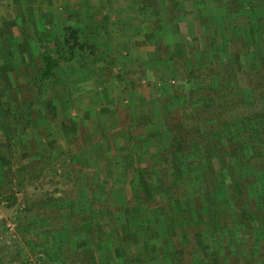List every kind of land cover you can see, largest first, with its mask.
I'll use <instances>...</instances> for the list:
<instances>
[{
  "label": "trees",
  "instance_id": "1",
  "mask_svg": "<svg viewBox=\"0 0 264 264\" xmlns=\"http://www.w3.org/2000/svg\"><path fill=\"white\" fill-rule=\"evenodd\" d=\"M187 1L192 7L205 2ZM255 1L214 0L224 10L221 18L225 20V26L221 33L212 31L214 34L211 37H216L214 40L224 49L225 62L221 69L205 64L199 70L206 75H215L218 86L204 83L189 85L186 90L182 88L175 94L178 103H170L174 107L168 105L167 114L163 116L165 121H160L164 127L159 131L168 132V137H162L164 140L156 143L155 134L151 137L148 132H143L132 142L121 144L115 140L114 149L104 146L106 164L98 169L99 173H105V181L99 183V173H95L96 180L85 182L80 196L72 198L64 193L52 196L57 211L55 217L49 214L47 220L39 219V213L34 211L35 203L26 201L20 215L31 217L30 224H35L29 228V232L30 229L36 230V223L55 226L56 223L69 222L70 227L66 228L70 240L67 244L68 253L72 252V256L69 260L65 258L68 255L61 256L62 260L57 257L59 264H264V247H260V240H264V206L261 207L257 200L261 199L257 194L264 197V185L260 183L264 181V153L261 143L252 137L256 133H264V53L258 56L260 50L264 52V19L251 17L255 14ZM246 10L253 13L250 18L246 16ZM240 16L248 18L246 21L250 27L239 29L242 28L237 26ZM158 20L162 26L166 23L161 17ZM205 21L201 20L200 26L209 28V17ZM12 36L8 28L0 25V61L8 54L6 45L16 42ZM37 39H43L50 47L38 51L36 58L31 53L29 58L22 53L18 55L22 60L31 62L36 59L40 62L37 73L28 75V79L16 83L17 87L14 88L7 70L0 67V94L4 89L14 95V125H19L32 99L35 105L39 99L46 103L57 99L53 92L54 82L62 65L73 60L96 64L102 54V46L78 25L65 24L59 38L54 36L51 40L38 35ZM193 39L198 41V35H193ZM103 44L104 49L110 47L108 42ZM248 56L249 63H246L245 57ZM97 66L92 65L90 69L95 70ZM194 70L184 74L189 84ZM40 90L43 98L38 97ZM216 97H221L222 101L216 102ZM52 108L56 109L57 104ZM178 109H181L180 113ZM5 110L7 108L0 102V122L4 121ZM9 110L12 111V108L9 107ZM30 113L27 112L28 115ZM151 123L159 122L147 118L143 123L145 129ZM24 150L22 155L28 156L29 150ZM115 150L126 152L123 160L119 159V153H113ZM70 151L77 159L80 155L91 154L79 155L73 149ZM17 153L15 149L0 147L2 184V178L16 164L14 158ZM130 154L138 164L133 163L131 158L125 162ZM111 155L116 157L115 163L110 162ZM43 168V165L36 166L29 161L17 167L20 173L16 181L13 176L5 181L15 186L16 190L27 189L38 176L41 177ZM254 169L261 176L255 179V182L260 181L259 191L251 189L252 185H249L251 179L248 177ZM105 182L117 197L130 191L127 192L129 199L104 207L102 199L105 197L102 195ZM98 188L101 193H97ZM15 192L7 198L16 199ZM242 192L249 193L246 200ZM51 199L44 202L42 212L55 210L48 206ZM37 208H40V204ZM208 210L211 216L207 215ZM254 218L263 223L254 226ZM5 222L2 220L0 225L7 230ZM17 222H20L19 218ZM208 222L212 230L206 229ZM193 229H196V234L192 232ZM82 230L85 231L86 240H81L83 237L79 233ZM120 235L134 241V247L113 245L112 238ZM225 237H228L227 241ZM46 238L42 239L45 240L42 245L56 255L52 239ZM207 241L216 246L206 245ZM135 245L138 248L135 249ZM234 246L237 249L234 250ZM130 249L136 250L138 255L131 254ZM221 249L223 252L218 254L217 250ZM117 251L120 260L114 261Z\"/></svg>",
  "mask_w": 264,
  "mask_h": 264
},
{
  "label": "rangeland",
  "instance_id": "2",
  "mask_svg": "<svg viewBox=\"0 0 264 264\" xmlns=\"http://www.w3.org/2000/svg\"><path fill=\"white\" fill-rule=\"evenodd\" d=\"M187 2V0H0V25L8 28L13 34L12 37L19 43L18 46L20 45L18 48H11L5 59L0 61L10 63L5 69L14 88L17 87L16 83L28 79V75L33 76L37 73L40 63L36 59L31 62L17 59L18 53L25 51L28 54H35L36 58L38 51L50 47L43 39L38 40V35L51 40L54 36L59 38L62 36L63 26L73 24L82 27L86 35L94 37L95 43L102 46L100 50L102 54L99 55L96 64L86 60L81 62L73 60L61 66L53 89L57 95L59 110L50 108L52 103L56 104L55 101L52 103L45 101L44 106L50 110L48 114L43 113V108L32 110L29 115L23 112L19 125L14 127L13 131H17V134L12 136L11 145L26 146L27 151L29 150L28 156H23L22 152L25 150L19 149L17 159L28 158L26 161H31L36 166L43 165L44 168L41 177L38 176L27 189L16 190L15 186L6 182L7 178L12 176L16 181L18 173L12 175L11 172L7 173L6 177L2 178L4 186L0 181V222L2 220L7 222L13 218L16 222L18 218L20 220L15 231L9 232V229L6 230L0 225V264H24L30 256L39 253L43 256H40L37 264H59L65 255H68L65 258L69 260L72 256V252L68 253L67 244L70 240L66 228L70 227L69 222L56 223L55 226L53 224L40 226L36 223V230L30 229L29 232V228L35 224H30L31 217L20 215L26 201L35 203L34 211L39 213V219L47 220L49 214L55 217L57 211L51 197L58 193L80 196L83 190L81 182L87 180L91 183L96 176L94 174L99 173L98 168L106 164L104 146L114 149L115 140L121 144L132 142L143 132H148L151 137L155 134L156 143L161 141L168 137V132L159 131L164 127L160 121H165L163 116L167 114V106L171 105L170 103H178L176 93L182 88L186 90L189 85L204 83L212 87L218 86L216 76L203 74L199 67L207 64L215 69H221L225 62L224 49L214 40L216 37H211L217 31L221 33L225 26V20L221 18L224 10L217 6L214 0H205L203 4H195L194 7ZM254 5L255 9L252 10L255 14L248 9L246 10L248 14L245 15L250 18L253 14L251 17L254 19L257 17L264 19V0H256ZM159 17L163 21L166 20L163 26L159 23ZM207 17L211 21L210 27L203 28L199 22L201 20L207 22ZM242 17H239L240 22L237 24L242 27L239 29L250 27L246 21L248 18ZM196 34L199 37L198 41L193 39V35ZM106 42L110 47L104 49L103 43ZM263 53L260 50L258 56H262ZM248 59L249 56L245 57L246 63H249ZM92 65L98 66L92 70L90 69ZM191 69L195 70L190 76L189 84L186 80L187 75L184 74ZM241 81L244 82L243 78ZM9 92L11 93L10 90ZM39 93L41 94V90ZM220 98L216 97V102L222 101ZM33 101L34 99L31 100V105ZM40 102L41 100L38 101L37 107L41 105ZM180 111L181 109H178V113ZM55 113L57 114L54 115ZM147 118H154L159 123H151L145 129L143 123ZM68 136L70 138H67ZM252 137L261 143V151L264 153L262 142L264 133H256ZM69 147L79 155L87 152L91 154L84 157L80 155L81 157L77 159L74 153H69L71 152L68 150ZM113 153H119V159L123 160V154L126 152L115 150ZM113 155L109 157L111 163H115L113 161L116 157ZM129 158L138 164L131 154L125 158V162H128ZM255 172L254 169L248 177L251 179L249 185H252L251 189L259 191L260 183L264 185V181L255 182V179L261 178ZM254 174L258 176H253ZM259 174L262 172L259 171ZM98 175L99 183H103L107 178L102 171ZM107 185L108 183L102 195L105 197L102 199L104 207L116 202H125L130 196L128 194L130 191H127L128 193L123 192L118 198ZM13 192L16 193V199H8L7 196ZM101 192L98 188L97 193ZM248 195V192H242L245 200ZM257 195L261 196V199L257 200L263 207L264 197L261 194ZM47 199H51L48 206L55 209L51 213L42 212L41 207ZM208 211L207 215L211 216V211ZM261 221L254 218L252 223L257 226L263 223ZM206 229L212 230L210 225ZM82 231L79 234L85 237V231ZM195 231L196 229H193L192 232ZM252 237L256 238L255 235ZM45 238L52 239L56 255L48 252L42 245L45 242L42 239ZM225 240L227 241L228 237H225ZM195 242L197 244V239ZM206 243L216 246L211 241ZM134 244V241H130L128 246L133 248ZM260 245L264 247V240H260ZM137 246L135 245V249ZM237 246L233 247L234 250ZM201 249H204L203 246ZM130 250L134 256L138 255L136 250ZM222 252L223 249L217 250L218 254Z\"/></svg>",
  "mask_w": 264,
  "mask_h": 264
},
{
  "label": "crops",
  "instance_id": "3",
  "mask_svg": "<svg viewBox=\"0 0 264 264\" xmlns=\"http://www.w3.org/2000/svg\"><path fill=\"white\" fill-rule=\"evenodd\" d=\"M7 43H11V41H8ZM19 43L18 42H15V43H11L10 45H6L7 46V50L9 49H11V48H13V47H19V46H17ZM2 48H1V45H0V52L2 51L1 50ZM8 50V51H9ZM8 51H6L7 53H8ZM22 54H23V56L24 57H27V56H29V54H28V52H25V51H23L22 52ZM18 55H20V53H18ZM18 55H17V59H19L18 58ZM5 59V58H4ZM3 59V60H4ZM5 62H9V61H5ZM8 66V65H10V63H1L0 62V67H2V68H4L5 69V66ZM6 70V69H5ZM0 89H1V87H0ZM2 90V89H1ZM2 94H0V102L7 108V111L5 110L4 112H3V117H4V121H2V122H0V147L2 148V149H15V150H21V149H27L26 148V146H24V147H21V146H15V145H11L12 143V136H14V134L16 135L17 134V131H13L15 128L14 127H16V125H14L12 122H13V116H12V114H13V112L15 111V108L13 107V105H14V103H12L13 101H14V97H13V94L12 93H10L9 91H6V90H4L3 89V91L1 92ZM39 98H43V95L42 94H40L39 96H38ZM52 97V96H51ZM37 100V99H36ZM39 100H41V105H39L38 107H37V104L35 105H31V104H28L27 106H29L28 108H27V110L26 111H24V112H32V110H37L38 108L39 109H44V111H43V113H47L46 112V110H47V108H46V106H44L45 105V101L44 100H42V99H39ZM50 100H52V99H50ZM55 102H56V104L58 105L57 106V108L56 109H60V106H59V104L57 103V100H55ZM52 103V102H51ZM56 104H51L50 105V108L52 107V106H55ZM9 107L10 108H12V111H10L9 110ZM31 108V109H30ZM58 110L56 111V112H58ZM49 112H50V110H49ZM48 112V113H49ZM47 113V114H48ZM62 113L60 112V115H61ZM46 123V122H45ZM49 127V126H48ZM15 132V133H14ZM67 138H70V136H68ZM70 140V139H69ZM73 149V148H72ZM68 150H70V147H69V149ZM15 160H16V164L13 166V168H12V170L11 171H9L8 173H10L11 175L12 174H15V173H20V171H17V167H19L20 165H22V164H27L28 163V161H26L28 158H25V159H20V160H18L17 159V155H16V157L14 158ZM24 162V163H23ZM95 175V174H94ZM94 180H96V178H93ZM85 182H87V180L85 181ZM85 182H81V186H83L84 185V183ZM58 195H60V193H58ZM72 198H75L74 196H71ZM83 240H86V235H85V237H83ZM128 243H127V242ZM112 243H113V245H130V241L128 240V239H125L124 238V236H122V235H120V236H117V237H113L112 238ZM100 247V249H102V245H100L99 246ZM118 249V248H117ZM116 249V250H117ZM100 258V257H99ZM99 258H97V260L99 259ZM113 259H114V261H118V260H120L119 258H118V251L117 252H115V254H114V257H113Z\"/></svg>",
  "mask_w": 264,
  "mask_h": 264
},
{
  "label": "built area",
  "instance_id": "4",
  "mask_svg": "<svg viewBox=\"0 0 264 264\" xmlns=\"http://www.w3.org/2000/svg\"><path fill=\"white\" fill-rule=\"evenodd\" d=\"M18 223L15 221V218L8 220L6 222V228L9 229L8 231H15L17 228ZM40 256H43L42 253H39L35 256H30L24 264H37V261L40 259Z\"/></svg>",
  "mask_w": 264,
  "mask_h": 264
}]
</instances>
